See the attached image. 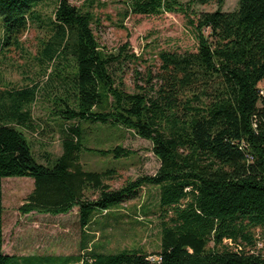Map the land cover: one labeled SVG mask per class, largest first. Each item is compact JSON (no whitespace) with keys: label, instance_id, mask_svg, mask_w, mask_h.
I'll list each match as a JSON object with an SVG mask.
<instances>
[{"label":"trees","instance_id":"trees-1","mask_svg":"<svg viewBox=\"0 0 264 264\" xmlns=\"http://www.w3.org/2000/svg\"><path fill=\"white\" fill-rule=\"evenodd\" d=\"M115 2L118 28L131 15L185 16L196 52H159L156 73L148 71L140 85L135 72V92L127 93L116 72L136 57L127 55L128 46L105 54L94 32L100 23L94 11L105 1L0 0L2 45L18 47L30 26L44 34L38 58L49 70L50 115L61 126L76 122L65 126L61 155L40 164L24 134L36 132L37 87L0 92V264L35 258L42 264H264V0H237L232 12L221 11L224 0ZM214 2L213 12L193 9ZM50 3L51 14L43 15ZM51 66L60 70L55 78ZM82 124L121 127L149 141L157 172L112 189L107 181L115 171H85L82 154L118 160L133 152L89 149ZM5 178L33 180L20 214L59 216L76 208L81 230L137 199L143 187H157L159 252L94 248L62 258L9 257L2 250ZM259 240L263 248L253 252Z\"/></svg>","mask_w":264,"mask_h":264},{"label":"rangeland","instance_id":"rangeland-1","mask_svg":"<svg viewBox=\"0 0 264 264\" xmlns=\"http://www.w3.org/2000/svg\"><path fill=\"white\" fill-rule=\"evenodd\" d=\"M68 1L72 5L80 6L85 0ZM103 1L106 6L94 11L100 20L94 32L101 50L105 54L116 55L122 47L128 46L127 55L137 59L125 62L116 72L125 92H135V72L140 74L137 80L140 85L148 71L156 73V56L159 52H196L197 41L185 16L169 13L158 16L131 15L123 21L122 28H118L120 5L116 0ZM53 7L52 3L46 5L42 9L43 15H50ZM217 8L218 5L214 2L206 6H194L193 9L199 14L213 12ZM236 8L237 0H224L220 9L222 12H232ZM1 23L0 18V92L37 87L35 102L31 105L36 132L24 134L31 144L37 162L46 165L62 153L65 126L70 127L76 122L65 121L61 126L50 115L53 93L51 83H47L49 70L41 65L38 58L40 40L44 34L35 26H30L20 38L18 47L3 46ZM51 70L52 78L60 74L56 66H51ZM81 127L85 130V145L89 149L108 150L119 146L133 152L129 157L118 160L91 152L82 154L81 162L85 171H101L106 168L115 171L113 177L107 181L112 189H119L128 181H134L141 176H152L157 172L160 164L151 152L149 141L121 127L99 124H82ZM1 188L5 251L17 255L16 259L22 254L80 255L94 248L103 253L141 249L150 256L159 252L160 214L157 208V187H143L137 199L123 204L109 215L103 213L102 216H97L94 223L84 230L79 226L76 208L59 216L20 214L19 208L33 190L32 179L5 178L1 181ZM88 195L89 198L93 197ZM256 236L259 237L258 231ZM262 248L263 244L259 240L257 249L253 252Z\"/></svg>","mask_w":264,"mask_h":264},{"label":"crops","instance_id":"crops-1","mask_svg":"<svg viewBox=\"0 0 264 264\" xmlns=\"http://www.w3.org/2000/svg\"><path fill=\"white\" fill-rule=\"evenodd\" d=\"M2 250H3V253L5 254V255H7V256H9V257H11V256H14V257H16L17 255H12V254H9V253H7L6 251H5V246H4V234H3V247H2ZM25 257H28V258H35V257H51V258H62V257H66V256H64V255H50V254H48V255H44V254H34V255H19V258H25ZM31 260V259H30ZM19 261H22V263H23V261L24 260H19ZM43 261V260H41L40 258L39 259H37V258H35L32 262L34 263V264H36V263H39V264H42L41 262ZM44 262V261H43ZM21 263V264H22ZM53 264H55V263H53ZM69 264H72V263H69Z\"/></svg>","mask_w":264,"mask_h":264},{"label":"built area","instance_id":"built-area-1","mask_svg":"<svg viewBox=\"0 0 264 264\" xmlns=\"http://www.w3.org/2000/svg\"><path fill=\"white\" fill-rule=\"evenodd\" d=\"M149 260H150L151 262L155 261L154 257H149Z\"/></svg>","mask_w":264,"mask_h":264}]
</instances>
